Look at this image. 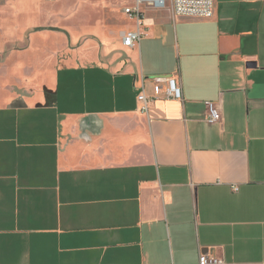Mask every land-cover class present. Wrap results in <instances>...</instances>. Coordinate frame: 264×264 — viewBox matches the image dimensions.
<instances>
[{"label": "crops", "instance_id": "obj_1", "mask_svg": "<svg viewBox=\"0 0 264 264\" xmlns=\"http://www.w3.org/2000/svg\"><path fill=\"white\" fill-rule=\"evenodd\" d=\"M45 1L5 0L0 17V264H264V0H215L211 19L143 6L135 48L126 8L118 34L105 13L82 67L83 16ZM43 9L62 32L37 31ZM170 76L184 101L142 113L143 85L163 96L154 78Z\"/></svg>", "mask_w": 264, "mask_h": 264}, {"label": "built area", "instance_id": "obj_2", "mask_svg": "<svg viewBox=\"0 0 264 264\" xmlns=\"http://www.w3.org/2000/svg\"><path fill=\"white\" fill-rule=\"evenodd\" d=\"M166 0H136V3L125 9V14L135 22L136 28L122 34L123 45L126 48H135L144 36V14L142 7L163 8ZM173 12L176 17H191L200 19H211L215 14V0H172ZM154 82L164 90L163 96L149 97L143 85L138 97L140 111L147 114L150 105L155 100L166 99L184 101L183 89L179 77H156ZM206 121L213 125L222 120L219 106L214 102H206ZM237 190V188H235ZM200 264H227L224 259L213 253L201 254Z\"/></svg>", "mask_w": 264, "mask_h": 264}, {"label": "rangeland", "instance_id": "obj_3", "mask_svg": "<svg viewBox=\"0 0 264 264\" xmlns=\"http://www.w3.org/2000/svg\"><path fill=\"white\" fill-rule=\"evenodd\" d=\"M74 3L75 8V16H77V21H74L76 24H80L82 21L81 15L83 16V21L79 27L76 26V30L73 31L71 29V37H72V49L74 50V58L78 62V65L82 67L81 62L84 60V53L93 54L95 50H93V45H99L101 44V35L97 34L93 31L94 28H96L102 20L105 18V13H107L111 19L116 23L114 27H110L108 30L109 32L112 31L114 34H118L120 30L123 28L121 26L123 23H129L131 24V21L127 19V16L124 15L123 11L125 8L132 5L133 2L136 0H69ZM5 0H0V17L2 16V6L4 4ZM44 2H46L44 0ZM84 13V14H83ZM16 14V13H15ZM48 10L43 9L42 10V16H40L41 22L45 24L46 26L38 27L37 31H54V32H62L63 28H60L58 26H55L54 20L49 18ZM19 25V24H18ZM15 27L17 25H14ZM13 26V27H14ZM1 28V26H0ZM70 29V28H68ZM16 33V32H15ZM2 34V31L0 30V35ZM70 35V34H69ZM14 39H18L19 35L14 34ZM12 38V39H13ZM10 41V47L13 49H16V43L18 41L16 40ZM78 52H77V51ZM98 52V49L96 50ZM72 54V53H70ZM80 54L82 57H80ZM77 55V56H76ZM73 58V56L71 57ZM19 57L17 55H13L12 57H8V64L12 63L15 64L18 62ZM60 63L64 61V58L59 57ZM5 63L4 66L8 65ZM11 64V65H12ZM62 71H58V80L61 79V82L63 80V90L66 92L67 89L66 85L68 83L66 77V73L64 72L61 74ZM12 77H17L14 73L11 75ZM65 78V79H63Z\"/></svg>", "mask_w": 264, "mask_h": 264}, {"label": "water", "instance_id": "obj_4", "mask_svg": "<svg viewBox=\"0 0 264 264\" xmlns=\"http://www.w3.org/2000/svg\"><path fill=\"white\" fill-rule=\"evenodd\" d=\"M256 64H254V63H250V64H248V66L249 67H252V66H255Z\"/></svg>", "mask_w": 264, "mask_h": 264}]
</instances>
